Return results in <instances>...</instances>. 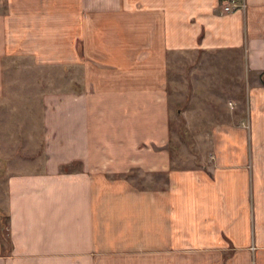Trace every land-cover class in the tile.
<instances>
[{"label": "crops", "instance_id": "obj_1", "mask_svg": "<svg viewBox=\"0 0 264 264\" xmlns=\"http://www.w3.org/2000/svg\"><path fill=\"white\" fill-rule=\"evenodd\" d=\"M245 2L0 0V99L12 60L72 76L42 95V155L7 166L0 264H264V0ZM195 51L242 54L245 117L178 169L169 61Z\"/></svg>", "mask_w": 264, "mask_h": 264}, {"label": "rangeland", "instance_id": "obj_2", "mask_svg": "<svg viewBox=\"0 0 264 264\" xmlns=\"http://www.w3.org/2000/svg\"><path fill=\"white\" fill-rule=\"evenodd\" d=\"M12 60L5 66V92L0 99V223L6 202L8 164L21 165V160L34 162L43 153L42 95L62 87L69 90V68L21 66ZM244 57L237 52L195 51L179 53L169 61L170 135L172 161L178 169L203 166L205 156L213 154L215 130L245 115L237 109V100L245 93ZM14 162V163H13ZM19 162V163H18ZM17 165V166H16ZM10 167V168H11ZM144 187H163V177L143 173L132 176Z\"/></svg>", "mask_w": 264, "mask_h": 264}, {"label": "built area", "instance_id": "obj_3", "mask_svg": "<svg viewBox=\"0 0 264 264\" xmlns=\"http://www.w3.org/2000/svg\"><path fill=\"white\" fill-rule=\"evenodd\" d=\"M220 7L223 13H234L236 11H245L247 4L245 0H220Z\"/></svg>", "mask_w": 264, "mask_h": 264}, {"label": "trees", "instance_id": "obj_4", "mask_svg": "<svg viewBox=\"0 0 264 264\" xmlns=\"http://www.w3.org/2000/svg\"><path fill=\"white\" fill-rule=\"evenodd\" d=\"M171 148H172V150H173V144H171ZM71 169V167H64L63 168V171H65V172H68L69 170ZM7 222H8V219H7ZM6 228L5 229H3V232H4V234H5V238H6V240L8 241V242H10V239H9V237L7 236L8 235V232H7V225L5 226Z\"/></svg>", "mask_w": 264, "mask_h": 264}]
</instances>
